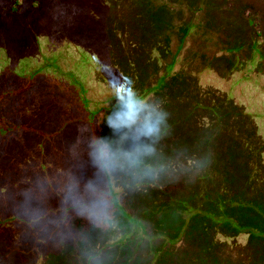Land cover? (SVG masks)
<instances>
[{"label":"rangeland","instance_id":"obj_1","mask_svg":"<svg viewBox=\"0 0 264 264\" xmlns=\"http://www.w3.org/2000/svg\"><path fill=\"white\" fill-rule=\"evenodd\" d=\"M18 2L16 15H8L13 0H0L1 55H5V51L13 45L3 34L6 28L17 31V44L22 45L31 39L30 45L40 53L47 51V46L55 49L58 44L56 37L66 41L56 47L57 51L48 53L49 56L43 57L41 54L42 60L50 68L55 63L53 58L64 59L70 55L69 42L72 40L68 38L76 39L73 42L78 45L77 57L71 55L67 58H73L79 67L84 68L79 74L80 78L74 79L64 72L68 67L63 60L55 64L58 70H53L41 67V58L29 59L30 68L43 71L41 74L44 78L35 80L48 79L53 88L52 97H62L67 102L77 97L83 106L85 93L79 89L88 82L86 77L89 75L91 82L86 84V96L103 101V107H109L111 98L108 89L128 76L135 81L139 90L155 95L163 102L169 113L170 128L158 149L166 157L180 162L192 159L199 166L181 172L176 179H164L158 186L140 190L146 195L145 201L150 205L153 202L163 203L165 200L160 197L171 195L173 205L178 210L183 201L188 209L184 213L179 211L180 215H185L181 231L188 225L189 212L205 208L213 213V210L222 208L221 204L216 207L221 199L226 204L224 213L227 215L238 216V208L260 215L259 211L264 210V0ZM146 20L148 28L138 29V22ZM76 25L80 28L74 32L72 28ZM137 29L139 35L129 34V31L135 33ZM108 34L115 39H110ZM111 43L112 46H109ZM111 51L115 56L110 60L108 56ZM4 55V61L8 62ZM29 60L27 57L17 58L19 73L22 67H28ZM28 74L30 76L31 72ZM79 79L82 83L77 81ZM73 87H77L78 91ZM6 106L8 104L1 101L0 113L4 121L0 129L1 140L6 137L7 127L11 129L19 123V117L4 116L3 108ZM69 107V111L73 112L71 119L79 118L82 119L80 123L85 122V111ZM65 111L59 108L57 112L54 110L55 114H51L53 123L49 125L51 130L44 144L39 145L42 130L35 127L32 135L35 155L30 159L32 162L35 163L36 158L56 154L63 145L62 139L71 140L74 137V130L69 129L72 125L66 122L63 115ZM87 115L86 122H89L98 115L101 118L103 114L92 115L88 112ZM22 117L18 133L25 136L28 134L25 132L31 131V128H27L24 114ZM96 132L98 135L108 134V129L97 127ZM19 134H16L17 139H21ZM32 136L21 139L22 148L26 147L27 150L30 147ZM2 168V174H11H6L5 167ZM16 179L2 176L1 187L5 183L11 185ZM261 215L264 216V213ZM252 217L256 218V215L252 214ZM254 218L251 223L255 226L247 222L237 227L229 220L224 222H227L228 228L245 230L252 236L250 239L257 240L264 237V222L259 218L256 223L257 219ZM144 220L150 229L157 216L149 214ZM198 233L195 231L194 238L200 240ZM240 235L236 236V240L245 243L247 236ZM217 238L224 243L230 240V237L220 235ZM166 246L170 247V243ZM227 248L232 253L229 251L225 255L235 262L233 264H264V257L255 248L251 256L247 252L234 254L232 247ZM190 255H183L176 261L178 264L189 261ZM243 255L247 257L245 260ZM192 264L198 262L192 260Z\"/></svg>","mask_w":264,"mask_h":264},{"label":"clouds","instance_id":"obj_2","mask_svg":"<svg viewBox=\"0 0 264 264\" xmlns=\"http://www.w3.org/2000/svg\"><path fill=\"white\" fill-rule=\"evenodd\" d=\"M108 95L111 107L102 118L74 125V137L56 154L29 160L11 185L0 187V219L11 216L32 241L36 264L47 248L72 249L77 264H112V250L126 238L125 196L199 166L158 149L170 125L155 95L128 76ZM97 127L108 134L98 135Z\"/></svg>","mask_w":264,"mask_h":264},{"label":"trees","instance_id":"obj_3","mask_svg":"<svg viewBox=\"0 0 264 264\" xmlns=\"http://www.w3.org/2000/svg\"><path fill=\"white\" fill-rule=\"evenodd\" d=\"M18 6V0H13V5L9 8L7 14L16 15ZM263 11L264 6L262 12ZM251 14L253 16V12H251ZM140 18L142 19V16ZM144 23L146 24L145 26H143ZM141 27H143L142 29L148 28L147 20L143 23L138 22V29ZM78 28L80 27L76 25L73 26L72 30L76 32V30L78 31ZM86 29L89 30L88 28ZM138 29L135 33H131V31H129V34L132 36L133 34L139 35L140 32ZM3 34L9 38V42L13 45L11 49L5 51V55L4 53H2V55L0 53V105L1 101L7 103L8 106L3 108L5 112L4 116L12 115L15 118L19 117V123L15 124V126L11 129L7 127L8 132L4 140H1L0 137V178L3 176L16 179L21 166L26 165V163L35 155V150L33 149V147H35V140L34 136H32L34 134L33 132L35 131V127L42 130V135L39 138L41 140L39 145L44 144V140L51 130L49 129V125L50 123H53L51 114H55L54 110L57 112L59 108L66 109L63 115L65 116V120H67L66 122L72 125H70L72 128L69 129L74 130L72 134L75 135L74 125L80 123L82 119H71L70 114H73V112L71 113V110L69 111V106H74L78 110L82 109L85 111L86 122L88 119V112L92 115H104L110 109L111 105L109 107H103V101H98L86 96V84L91 82V79L88 78L89 75L86 77L88 82L82 84L79 89V91L85 93V95H83V99L85 101L83 106L77 97H74V99L70 102L64 101L61 96V98L52 97L53 88L50 86L48 79L43 81L40 80V82L38 81L39 79L35 80V78L38 77L44 78L43 74H41L43 71L33 67L30 68L31 62L29 59L32 57L36 59L41 58V67H44V69L50 68L47 67L49 65L42 60L41 54L43 57L49 56L48 53L57 51L55 50L57 49L56 47L59 45L61 46L66 41L63 42L60 38L56 37L58 44L55 49L53 48L51 50L47 46V51L40 53L38 50H35V47L32 44L30 45L31 39H26L27 42L22 45L17 44L19 38L18 33L14 28H6L3 31ZM113 37L114 36L110 34L109 38L113 39ZM68 39L72 41L69 40L71 52L68 50L70 55L68 54L67 57L71 55H73V57H77L76 52L78 45L73 42L76 39L70 37ZM47 43H49L48 40ZM112 44L113 43L109 44V46H112ZM3 55L8 59V62L6 60L4 61ZM112 56L115 55L112 54L111 51V55L108 56L110 60L114 58ZM18 57H27L30 63L28 67H22L20 73L16 66ZM67 57L65 56L64 59L62 57L56 59L53 58L55 63L52 66L54 68L52 67L50 69H57L58 66L55 64H57L58 61L63 60L67 63L68 67L64 72L69 73L74 79L80 78L79 74L84 68L79 67L73 58L71 60ZM29 71L31 72L30 76L28 74ZM37 81L39 83H37ZM77 81L82 83L80 79ZM61 84L64 83H59L58 85ZM60 88L63 89V87ZM73 90L76 92L78 91L77 87ZM53 105L55 109L53 108ZM34 110H36V112H34ZM23 114L24 118H26L27 128H31V131L25 132L28 134L24 133L25 136L20 135L18 130L21 122L23 121ZM1 116L2 113H0V129L1 126H4V121ZM98 118L99 115L94 121L98 120ZM16 134H19L21 139L24 137H33V140H30V147H27V150L26 147L22 148L20 143L21 139H17ZM62 140L70 141V139ZM3 166L5 167V173H11L10 175L5 176L2 174ZM166 195L167 194H164L163 197H160L165 200L163 203L159 200L160 202H153L152 205L145 201L146 195L143 192H130L125 196L124 207L122 209V220L125 225L126 238L112 250V264H178L176 260L178 258L181 259L183 255L188 254H192L189 258L190 262L182 261L180 264H192V260H196L198 264H233L235 262H232L225 255V253L228 254L229 251L232 253V250H229L227 247H232L234 254L238 253L239 255H242L247 252L248 256L253 254L252 252L255 248L264 257V237H258L257 240L250 239L252 236L247 231H241L240 228L235 227L228 228L229 225L226 224L227 222H224L229 220L235 223L237 227H240L239 225L243 226V224L247 222H253L251 221V219L254 218H251L252 214L256 215V218H254V220L257 219L256 223L259 222V218L264 222V216L261 215V213H264V210L259 211L260 215H258L257 213L252 212L251 214L247 211H242V209L235 206H229V208H238L239 215L236 217L227 215L224 213V211L227 210L225 208L226 204H224V200L221 199V202H219L216 207L221 204L222 208H217V211L213 210V213H211L210 209L205 208H200V210L196 212H189L187 219L188 225L181 231L180 226L184 223L185 215H180L179 211L184 213L188 209L186 208L187 205H183V201L181 200L182 206H180L178 210V208L173 205L175 203L173 202V199L170 198L171 195ZM188 206H190V204H188ZM149 214L157 216V221L153 223L150 229L144 220V218H146ZM245 214H247V216L243 217ZM195 231L199 232L197 236H200V240L194 238ZM239 233L241 234L240 236H247L246 241L244 240L245 243L240 240H236V236H238ZM217 235L230 237V240L228 239V241L224 243L217 238ZM167 243H170V247L166 246ZM224 248L228 250L225 251ZM145 251L146 253H144ZM42 252L43 256L41 264H77L75 254L72 249H67L61 252L47 248L42 249ZM245 258H247L246 255L245 257L243 255V260H245ZM70 259L72 260L71 263H69ZM36 261L37 253L33 248L32 241L26 240L22 236L20 227L16 225L11 216L7 219H0V264H36Z\"/></svg>","mask_w":264,"mask_h":264},{"label":"flooded vegetation","instance_id":"obj_4","mask_svg":"<svg viewBox=\"0 0 264 264\" xmlns=\"http://www.w3.org/2000/svg\"><path fill=\"white\" fill-rule=\"evenodd\" d=\"M200 9V8H199Z\"/></svg>","mask_w":264,"mask_h":264}]
</instances>
